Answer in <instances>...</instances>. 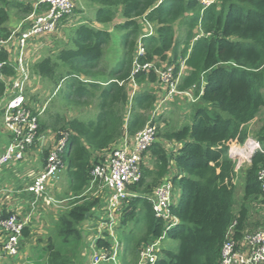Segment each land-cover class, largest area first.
<instances>
[{
  "label": "trees",
  "instance_id": "obj_1",
  "mask_svg": "<svg viewBox=\"0 0 264 264\" xmlns=\"http://www.w3.org/2000/svg\"><path fill=\"white\" fill-rule=\"evenodd\" d=\"M91 1L97 3L96 23L111 22L118 10L124 18L114 25L123 30L120 65L109 69L99 65L110 34L82 22L71 26L70 46L31 68L34 74L54 79L55 85L63 81L65 85L58 90L65 100L75 105H89L96 100L98 108L95 120L52 117L58 135L60 131L69 132L63 161L75 199L55 222L41 254L46 264L79 263L80 224L104 206L101 199L81 195L90 183L96 161L91 159L92 152H106L116 147L121 138L134 136L155 108V89L147 87L148 83H158L153 69L133 73L139 89L128 105L127 85L140 42L144 53L137 57L139 65L159 57L167 60L166 66L173 64L176 73V57L184 59L187 73L177 88L191 89L198 101L192 108L190 123H166L163 128L156 125V138L143 152V156L148 154L151 167L142 161L141 178L131 185L136 196L120 207L118 228L123 235L118 242L138 258L141 246L163 233L161 241L172 240L177 247L160 245L156 264H218L226 239L231 238L239 247L245 234L264 228V220H254L257 211L264 208V190L258 178L264 154L255 152L242 168L241 196L237 200V173L227 145L229 141L241 144L249 137L247 124L264 106V0H213L206 7L199 0ZM30 9L12 0H0V37L10 34V10L25 17ZM139 19L152 24V34L138 35ZM176 23L186 26L185 46L180 53L175 41ZM194 29L201 32L195 39ZM169 51L171 58L167 56ZM7 59V53L0 52V61ZM1 72L13 74L8 64ZM80 75L89 81L80 80ZM101 75L106 77L104 81L97 78ZM4 89V79L0 78V97ZM253 134L264 147V123ZM167 143L178 144L177 151L169 150ZM171 160L175 174L169 181L180 193L177 201L169 205L176 222L165 225L162 218L155 216L148 196L169 173ZM27 234L28 228H23L22 236ZM96 245L107 249L111 246L109 239L103 238H98Z\"/></svg>",
  "mask_w": 264,
  "mask_h": 264
},
{
  "label": "built area",
  "instance_id": "obj_2",
  "mask_svg": "<svg viewBox=\"0 0 264 264\" xmlns=\"http://www.w3.org/2000/svg\"><path fill=\"white\" fill-rule=\"evenodd\" d=\"M204 7L208 6L213 0H199ZM38 3H46L47 9L41 13L31 12L26 16L28 25L25 28L13 29L6 38L0 37V52L10 51L13 45L15 50L14 59L10 61H0V78L4 79L5 89L0 102V112L2 126L9 135V142L0 153V170L9 165L19 167L20 162L25 158L28 149L37 141L42 139H52L49 150L44 157V164L26 186V191L32 194L34 207L41 198L51 204H56V200L47 195L48 187L56 177L57 172L64 167L63 153L67 144V131H60L59 135L55 132H45L40 130L38 115L26 106L25 92L26 85L30 79V69L25 56V51L29 40L45 33L54 32L58 24L71 17L76 9L73 0H37ZM152 31L146 33L151 34ZM199 36V35H198ZM144 53L143 46L139 42L133 59V69L127 88L128 105L135 92L137 83L133 79V73L137 70L150 71L157 75L158 82L165 84L169 95H189L186 91L177 88V84L185 68L184 59L178 61V70L174 73V65L156 67L153 62L139 65L137 57ZM11 62V64H10ZM4 64H10L13 74L9 77L3 75L1 69ZM8 78V79H7ZM160 83V84H161ZM195 100V98L193 97ZM159 106L156 105L151 111L146 125L132 137L123 138V144L114 147L102 156L98 157L91 168L90 184L99 182L102 189H107L108 194L105 199L104 218L97 224L96 239L91 241L90 264H101L102 261L110 260L112 264H117V239L114 236L113 227L116 223V215L120 207L127 199L136 196L131 190V185L141 178V164L143 152L149 148L156 138V125L153 117L158 112ZM243 143L235 141L228 142V155L235 162V170L243 168L250 163L255 152L264 154V147L257 140ZM258 178L262 181L264 190V166L258 172ZM152 205V210L156 217L162 218L165 225L171 223L175 217L169 211L172 201V185L169 180L160 182L148 196ZM26 221L18 217L17 213L8 214L0 210V232L3 235V252L10 256H15L19 252L22 231ZM103 228L105 229L104 232ZM231 228V227H230ZM163 237L141 246L137 264H156L160 255V242ZM98 238L109 239L111 246L109 249L96 245ZM115 242V243H114ZM218 264H264V228H259L252 233L243 236L239 247L228 238L224 241L221 248V256Z\"/></svg>",
  "mask_w": 264,
  "mask_h": 264
},
{
  "label": "crops",
  "instance_id": "obj_3",
  "mask_svg": "<svg viewBox=\"0 0 264 264\" xmlns=\"http://www.w3.org/2000/svg\"><path fill=\"white\" fill-rule=\"evenodd\" d=\"M12 1H15L17 4H20L22 6L30 7L31 9H30L29 13H31L33 11L36 13H41L42 11H45V9H47L46 3H38L37 0H12ZM73 2L76 5V9H75L74 14L70 18L66 19V21H64L62 23V25H61V23L58 24V27L54 32L41 34V35L33 37L31 40H29L28 46H27L26 51H25V56L27 58V62L29 65L30 72H31V74L34 75L35 81L33 84H31L30 79H29L28 84L26 85V89H27V86L29 85V88H31V90H33V91L39 90V93H40L42 91V89H44V90L47 89L51 92V89L53 87L54 92L52 94L55 96L57 94V92H59V90H58L59 86H61L60 89L63 88V86L65 85V83H63V81H60L59 84L55 85L54 79H51V78L48 79L46 77L34 74L31 68H32L33 64L39 62L43 58L55 57L56 53L58 51H60L64 46H70V44L68 42V35L70 33L71 26H73L75 24H79L82 22H84V23L89 22L97 28L107 30L109 32L110 36L113 33H116V36H115V42L116 43H111L110 45L116 46L115 51L122 53L119 49V45H118L117 41H118L119 35L123 32V30L116 29L114 27L115 24L124 21V18L121 16L120 11L118 10L116 12V14H115V16L111 22L100 24V23H96L94 21L95 14H93L94 13L93 10L94 9L96 10V8H97L96 2H93L91 0H73ZM92 11H93V13L91 14ZM26 16L25 17L18 16L14 10H10L9 11V19H8V23H7L8 27L10 29V32L13 29H16V27H18V25H20L18 29L25 28L28 25V21L26 20ZM138 22L140 24V30L141 29L143 30L142 26L144 23H146V25L148 24L149 26L151 24L148 22H143L141 19H139ZM178 24L179 23H176L175 26H177ZM146 33L147 32L145 30H144V34L142 31L143 35H146ZM184 40H185V38L183 39V41H176V42H178V48H177L178 53H180L181 50L183 49V47L185 46ZM191 41H193V39ZM11 46L14 47L13 45H11ZM12 47L9 48L11 50L7 52V54L9 55L10 61H12L14 59V55H15V50ZM108 48L111 49V51L108 49L109 50L108 53H110V52L113 53L111 46ZM111 54H108V55H111ZM103 55H104V50H103ZM108 55H107L108 61H106L105 65L103 66V65L99 64L101 67H103V68L106 67L107 69H109V68L117 67L118 65H120L122 55H120L119 57H116V55H114V54H112L113 57L108 56ZM167 56L169 58H171L172 55H171L170 51L167 53ZM178 58L180 59L182 57L180 55H178L176 57V60H178ZM152 62L154 64H157V66H159V64L162 63L163 61L160 60L159 57H155ZM10 64H11V62H10ZM10 64H8V65L11 67ZM61 67H63V66H61ZM186 73H187V71L184 68V71L182 72L180 79ZM9 76H6V77H9ZM78 78L82 81H89V80H86V77L83 75L78 76ZM97 78L99 80H102V81H104L106 79V77L104 75H101ZM147 87L154 88L155 91H156V88H162L163 90H164V88H166L160 83L159 84L148 83ZM183 91H186L189 94V95L183 94L184 96H190V97L195 98L194 101H196V102L192 103V108H193V106L198 101V95H195L191 89H187V90H183ZM156 95H157V101H159L158 100L159 95L158 94H156ZM32 98L31 97L26 98V92H25L26 106L31 111H33L34 113H36L38 115L39 125H41V123L43 124L41 126L40 130L45 131V132L57 131V130H54V128H53V126H55V125L51 123L53 116L54 117L59 116L60 118L64 119V121L65 120L68 121L71 118H79L83 121H89V120H95L97 112H98V108H97V106H95V103H94L96 100H94V102L92 103L94 106H92V107L93 108L95 107L97 109V112L95 113V115L92 112V110H93V108H92L90 111L88 109L82 110L83 115H79V113H76V114L70 115V117H68V118H65L64 115L58 111H53L51 109L49 111L48 110L44 111L45 107L41 105V102L37 101V99L34 101V99H32ZM62 98H63V96H62ZM63 100H65V98H63ZM161 100H162V98L160 99L161 103L163 101H165V100H163V101H161ZM157 101H156V105L159 103ZM0 102H1V99H0ZM64 103L66 105H70V104L72 105L73 104L68 99ZM92 104H89L88 106H91ZM159 105L161 107L160 103H159ZM157 114H158V112L155 115H157ZM191 114H192V112H191ZM81 117H83V118H81ZM154 117H153V120L154 121L156 120L155 122L158 123L160 121V119H159L160 117H155L157 119H155ZM191 118H192V116H191ZM190 121H188V122L190 123ZM166 123H169V122L167 121ZM182 124H184V123H182ZM176 125H181V124H176ZM163 127H160V128H163ZM123 138H121L117 142L116 146L123 144V142H124ZM126 138H127V136H126ZM51 140H52L51 138L48 140L42 139L41 141H37L33 146H31L28 149V151L26 152L25 158L22 160V162H20L19 167L16 168L15 165H9V166L3 167L0 170V210L6 214H8L9 212L17 213L18 217H20L21 219H24L26 221L24 228H28V234L25 237L22 236V239L20 242L19 252L15 256H10V255H7L3 252V249H2L3 235H1V232H0V264H26V256L28 255V253L33 248L35 250L40 249V251H41V247H43L45 244H42L43 246L42 245L38 246V247L35 246L36 238H38V242H41V241L44 243L47 242L50 228L53 227V224L55 223V221L58 220L60 214L63 212L62 208H60L61 205H58L57 202L60 203L63 200L65 201L68 199L69 196L72 195V193L69 189V179L66 176L65 167H63L57 172L56 177L54 178L51 185H49L48 192H47V195H51L56 200V204H51V203L47 202L45 200V198H46L45 197V198H41L34 207H32V205H31L33 202V196H32V194H30L29 192L26 191V186L31 181L33 176L41 170V168L44 164V156L45 155L40 150L42 147H44V149H46V148L48 149L50 146ZM8 142H9V135L4 130V128L2 126L1 112H0V153L6 147ZM170 144L172 145L171 147L168 145V143L166 144V147L169 150L171 149L173 151H177L179 145L176 143H170ZM35 148L39 150L40 155L33 158L30 155V153ZM100 156H102V152L98 153V152L93 151L92 155H91V159L96 160ZM146 158L148 159V161H146ZM146 158L144 155L143 156V165H145L147 167H151V163L149 162L148 154L146 155ZM170 166L171 167H170L169 173L160 182L169 180L171 178V176H173L175 174L174 164H173L172 160H171ZM59 178H60V181L58 182ZM89 185H91V184L89 183ZM89 185H88V187H89ZM87 188L85 189V191L87 190ZM99 188L100 189H97L93 194L88 195V196L101 199V202L105 206V199H106V196L108 194V191H107V189H102L101 187H99ZM84 192L82 194H84ZM179 193H180V191L177 187L172 188V201H171L172 203H175L177 201V199L179 197ZM104 206H103V213H104ZM67 208L68 207H65V209H67ZM98 211L99 210H95L93 215L90 214L88 217L86 216L85 219L81 222L80 227H79L81 237H86V235H88L87 240H93V239L95 240L96 239L97 224L104 218V216L99 217V215L97 213ZM39 212L41 214L45 213L46 216L49 215L54 219L51 226L50 225H44L47 220H44V222L42 220V222L39 224L36 223L37 221H35V219L37 220L38 218H41L39 215H37ZM53 216H55V217H53ZM120 217H121V214H120V211H118V213L116 215V223L113 227L114 236H115V239H117V249H116L117 250V253H116L117 264H137L138 258L133 257V255H130V253H128L127 246H125L124 243L118 242L119 241L118 239L122 238V235H123L121 232L122 229L118 228V226L120 225V223H119ZM175 222L176 221L171 219V223H175ZM130 225H131V223H130ZM127 226H129V223L127 224ZM103 230H104V232H106L104 228H103ZM38 235H40V237H38ZM44 236H45V238H44ZM82 258H83V256H82ZM89 259H90V257H89ZM89 259H88V262H89ZM83 260H84V258H83ZM84 261L87 263V260H84ZM81 263H82V261H81ZM107 263L112 264V262L110 260L101 262V264H107ZM41 264H46V262H42Z\"/></svg>",
  "mask_w": 264,
  "mask_h": 264
},
{
  "label": "rangeland",
  "instance_id": "obj_4",
  "mask_svg": "<svg viewBox=\"0 0 264 264\" xmlns=\"http://www.w3.org/2000/svg\"><path fill=\"white\" fill-rule=\"evenodd\" d=\"M94 11V13H93ZM91 12V14H95V9ZM70 18V17H69ZM66 21V20H64ZM62 25V24H61ZM143 34H144V30L146 32H149L150 30L153 32L154 31V28L153 26L150 24V26L146 23L143 24ZM60 28V27H59ZM139 31L138 35H143L142 34V31ZM185 30H186V26L183 25V24H178L177 26H175V41H183V39L185 38L184 34H185ZM194 38L198 35L201 34L200 31H197L194 29ZM119 32V31H118ZM120 34V33H119ZM122 35H123V32L119 35V38H118V45H119V49L120 51L122 52V47H123V44H122ZM115 36H116V33H113L111 36H110V39L108 40V42L106 43V45L104 46V55L102 57V60L100 61V65H105L106 61H108L107 59V55L108 54H111L112 52L108 53V51L111 49H109L108 47L111 46L112 50H113V53L114 55H116V57H119L122 53H119V52H116L115 51V48L116 46L114 45H110L111 43H116L115 42ZM109 49V50H108ZM111 55H108V56H111ZM181 58L176 61H180ZM167 65V60H164L162 63L159 64L158 67H165ZM184 71V70H183ZM182 71V72H183ZM35 81V78H34V75L31 74L30 72V83L33 84ZM162 82V81H161ZM160 81L158 83H154V84H159L161 83ZM164 87H165V84L164 83H161ZM138 85V84H137ZM151 86V85H150ZM154 87V86H153ZM139 89V87L137 86V90ZM50 91L49 90H44L42 89V91L39 93V90H36V91H33L31 90V88H29V85L27 86V89H26V98H29V97H33L32 99H34V101L37 99V101H40L41 102V105L45 107V110L44 111H49L50 109L53 110V111H58L60 113H62L64 115L65 118H68L70 117V115L72 114H76V113H79V115H83L82 114V110H85V109H88L89 111L93 108L92 106H94L93 104L91 106H88V104H83L82 102H79L78 104H70V105H66L64 102H66L65 100H63L62 96H63V93L62 92H57V94L54 96L52 93L54 92V88L52 87L51 89V92L49 93ZM168 92V89L164 88V90L162 88H156V91L155 93L159 95V102L161 104V107L159 105V103L157 104L159 106L158 108V114L155 115V117H160V121L158 123H155V125H159V127H163L165 126L166 122L168 121L171 126L172 125H176V124H182V123H189L188 121L191 120V112H192V103L196 102L194 101L193 97H190V96H184V95H169L167 97V99H164L165 101H163L162 103L160 102V99L161 98H165L166 97V94ZM52 94V95H51ZM82 100V99H81ZM156 106V105H155ZM92 112L95 113L97 112V109L94 107ZM154 117V118H155ZM83 118V117H81ZM55 119V118H54ZM93 119V118H92ZM157 119V118H155ZM156 121V120H155ZM264 123V106L261 107L259 113L257 114L256 118H254L251 122H249L247 124V128L249 130V140L248 141H251V140H256L255 137H254V132L260 127L262 126ZM51 124V123H50ZM53 133H55V131H53ZM168 145L171 147L172 145L170 143H168ZM49 149H44V147L41 148V152L44 153V155H46L45 153L48 152ZM67 151V149H65ZM30 155L34 158L36 156H39L40 155V152L38 149H33L32 152L30 153ZM45 157V156H44ZM145 158H146V155H145ZM146 161H148V159L146 158ZM20 166V165H18ZM242 168H237L236 169V172L238 174H236L235 176V189H236V198L237 200H239L240 196H241V188H242V185H241V179H242V176H241V171ZM56 181V180H55ZM60 181V178L58 179V182ZM57 182V183H58ZM100 184L99 182H95L92 186L89 185V187L87 188V190L84 192V194H81L82 196H88V195H91L93 194L97 189H100ZM73 199H75V197H73V194L71 196L68 197L67 200H63L62 202L58 203V205H61L60 208H62V210H66L65 207H69L70 206V203L73 201ZM99 217H102L104 216V213H103V210L101 211H98L97 212ZM258 213V214H257ZM256 215L254 216L255 219L254 220H257L259 219L260 221L264 220V208L261 210V211H257ZM39 215L41 218H38L37 220L35 219V221H37L36 223H41L42 220L44 222V220H47L45 222L44 225H50L53 223V218L49 215H45L44 214H41L40 212L37 214ZM55 217V216H53ZM56 222V221H55ZM132 223V222H131ZM55 223L53 224V227H54ZM50 228L49 230V235L52 233L53 229L54 228ZM38 237H40V235H38ZM87 237L88 235H86V237H81V240H80V249H79V257H80V261L78 264H90L88 262V259L90 257V252L92 250L90 244H91V241L92 240H87ZM45 238V236H44ZM42 244H45L44 242H38V238H36V242H35V246H41ZM161 246L163 247H166V248H169V249H175L177 247V244L176 242L172 241V240H169V239H165L163 241H161L160 243ZM43 246V245H42ZM87 260V263L83 260ZM29 259V260H28ZM82 261V263H81ZM41 264L42 262H45V257H43V255L41 254V251L40 249H32L28 255L26 256V264ZM108 264V263H107Z\"/></svg>",
  "mask_w": 264,
  "mask_h": 264
},
{
  "label": "bare ground",
  "instance_id": "obj_5",
  "mask_svg": "<svg viewBox=\"0 0 264 264\" xmlns=\"http://www.w3.org/2000/svg\"><path fill=\"white\" fill-rule=\"evenodd\" d=\"M66 146H67V144H66ZM65 149H66V147H65Z\"/></svg>",
  "mask_w": 264,
  "mask_h": 264
}]
</instances>
